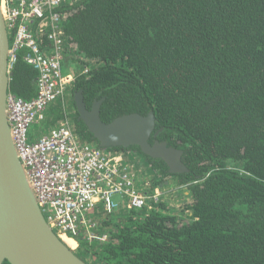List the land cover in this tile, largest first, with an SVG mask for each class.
<instances>
[{
	"label": "trees",
	"instance_id": "16d2710c",
	"mask_svg": "<svg viewBox=\"0 0 264 264\" xmlns=\"http://www.w3.org/2000/svg\"><path fill=\"white\" fill-rule=\"evenodd\" d=\"M63 12L93 64L74 94L89 110L102 101L107 123L153 112L149 142L181 150L186 170L172 174L138 146L105 150L142 157L153 187L186 188L180 201L191 200L181 213L164 198L106 222L108 239L80 240L88 263L264 264V0H81ZM10 78V93L36 96L23 54ZM74 107L76 131L95 142ZM65 116L55 109L50 124Z\"/></svg>",
	"mask_w": 264,
	"mask_h": 264
},
{
	"label": "built area",
	"instance_id": "2783aa9c",
	"mask_svg": "<svg viewBox=\"0 0 264 264\" xmlns=\"http://www.w3.org/2000/svg\"><path fill=\"white\" fill-rule=\"evenodd\" d=\"M0 1L10 37V77L20 54L37 71L36 96L25 100L9 92L6 109L15 150L39 206L60 239L65 235L77 243L105 241L108 236L98 229H104L106 222L132 210L147 211L169 192L138 175L128 156L84 141L70 112L65 111L56 125L50 124L51 109L59 102L66 105L76 79L93 66L64 28L63 10L81 0ZM69 65L70 72L65 69ZM41 123L49 131L32 139L31 128ZM184 189L174 187L172 192Z\"/></svg>",
	"mask_w": 264,
	"mask_h": 264
},
{
	"label": "water",
	"instance_id": "95a60500",
	"mask_svg": "<svg viewBox=\"0 0 264 264\" xmlns=\"http://www.w3.org/2000/svg\"><path fill=\"white\" fill-rule=\"evenodd\" d=\"M9 39L0 1V264H89L49 225L15 150L6 109L11 82ZM74 100L79 119L101 148L138 146L145 155L163 160L170 173L186 170L181 150L166 142H149L155 130L153 112L129 114L107 123L101 118L102 101L89 110L81 92Z\"/></svg>",
	"mask_w": 264,
	"mask_h": 264
},
{
	"label": "rangeland",
	"instance_id": "374dc122",
	"mask_svg": "<svg viewBox=\"0 0 264 264\" xmlns=\"http://www.w3.org/2000/svg\"><path fill=\"white\" fill-rule=\"evenodd\" d=\"M65 69L68 71V72H70L71 70H70V65H69V67L68 66H65ZM64 110L65 111H67V112H70V111H68V109H69V106H68V104H66L64 107ZM53 109V108H52ZM51 109V110H52ZM49 129L50 128H48L47 127V125L45 124V123H41V124H35V125H33V127L31 128V137H32V139H37V138H40V137H42L45 133H47L48 131H49ZM94 145H96L97 144V142H94L93 143ZM136 158H135V162H133V164L135 165V168H136V170H137V174L138 175H140L141 173H143L142 174V176H144L145 177V175H146V173H147V175H146V178L148 179V180H150L151 178H153L152 176H153V174H152V172H151V170L146 166V163L144 162V160H143V158L142 157H140L139 156V158L137 157V156H135ZM128 160V159H127ZM132 160H134V159H132ZM136 161L138 162V163H136ZM128 162L130 163V161L128 160ZM142 176H140L139 177V180L140 181H143L142 180ZM168 186V185H167ZM164 187L163 189H166V191H167V193H168V196H169V200H170V209H173L174 211H176V212H178V213H181V209H182V206H184V203H187V202H189V201H191L189 198H181L182 199V202L180 201V196H179V192H175V193H173L170 189H168L169 187ZM170 190V191H169ZM183 193H185V192H187V189L185 188L183 191H182ZM179 197V198H178ZM177 199H179V201L177 200ZM183 218H185V217H183ZM109 221V220H108ZM112 222H116V219L114 218L113 220H112ZM79 244V247H77V249L76 250H74V251H76L77 253V255L78 256H80V257H82L83 259H85L87 262H91V260H90V258H89V256H88V254L86 253L85 254V252L83 253V252H81V245H80V243H78Z\"/></svg>",
	"mask_w": 264,
	"mask_h": 264
},
{
	"label": "flooded vegetation",
	"instance_id": "af4514ba",
	"mask_svg": "<svg viewBox=\"0 0 264 264\" xmlns=\"http://www.w3.org/2000/svg\"><path fill=\"white\" fill-rule=\"evenodd\" d=\"M78 92H81V94L83 95V91L82 90H80V91H78ZM78 92H76V93H78ZM75 93V94H76ZM75 94H74V99H75ZM83 99H84V102H85V98H84V96H83ZM96 102H98L97 100H93L92 101V103H91V109H92V107L94 106V104L96 103ZM85 105H86V107H87V104H86V102H85ZM88 108V107H87ZM73 110L75 111V113H74V117H72V119H73V123H74V125H75V123H76V121H75V117H76V110H75V107H74V102H73ZM75 128H76V125H75ZM77 129V128H76ZM78 133V132H77ZM156 135H158V133L156 134ZM84 141H87V140H85V139H83ZM89 141H87V143H88ZM96 142V141H95ZM155 142V141H154ZM91 145H93V146H96L97 148H100V149H102V150H104V151H106V152H108V153H110V152H118V153H121V154H123L124 156H128V160L130 161V165H132V166H135L134 164H133V162H135V160H132L133 158L135 159V156H138V155H135V153L133 154V153H124V152H120V151H108V150H105L104 148H101L99 145H94L93 143L94 142H89ZM145 160H146V158H144ZM147 167L149 166V164L148 165H146ZM150 170H151V172H152V174H153V178H151L150 180L151 181H154L155 182V180H156V177H157V175L152 171V169H151V166H149L148 167ZM137 171V170H136ZM143 174V173H142ZM146 175H147V173H146ZM167 187H169V185L167 186ZM172 189V187H169L168 189ZM174 188V187H173ZM164 190H166V189H164Z\"/></svg>",
	"mask_w": 264,
	"mask_h": 264
},
{
	"label": "crops",
	"instance_id": "0c3cea01",
	"mask_svg": "<svg viewBox=\"0 0 264 264\" xmlns=\"http://www.w3.org/2000/svg\"><path fill=\"white\" fill-rule=\"evenodd\" d=\"M75 100H74V92H73V94H72V97H68L67 98V101H66V104H68V106H69V111H70V114L69 115H71L70 116V118L71 117H74V113H75V111L73 110V102H74ZM60 102H59V104L57 103L56 104V107H54L52 110H51V115H52V118H53V114H55V109H60V113L62 112V113H64L65 112V110H64V106H60ZM63 119V118H62ZM61 119V120H62ZM61 120H59L58 122H60ZM71 121H72V123H73V119L71 118ZM57 124V123H56ZM74 124V123H73ZM136 158V157H135ZM134 159V158H133ZM135 160V159H134ZM136 163H138L137 161H136ZM146 176V175H145ZM173 188V187H172ZM170 190L172 191V189L170 188ZM183 191V190H182ZM182 191H179V195L181 194V193H183ZM186 196H188V192H185L184 193ZM169 198V196H167V199ZM188 198V197H187Z\"/></svg>",
	"mask_w": 264,
	"mask_h": 264
},
{
	"label": "bare ground",
	"instance_id": "6f19581e",
	"mask_svg": "<svg viewBox=\"0 0 264 264\" xmlns=\"http://www.w3.org/2000/svg\"><path fill=\"white\" fill-rule=\"evenodd\" d=\"M62 238H63V241L66 243V245L70 247L72 250L77 249L78 243L74 239H71L65 235H63Z\"/></svg>",
	"mask_w": 264,
	"mask_h": 264
}]
</instances>
